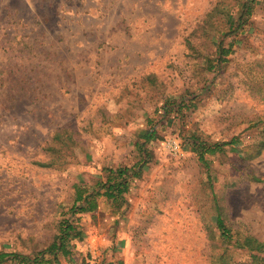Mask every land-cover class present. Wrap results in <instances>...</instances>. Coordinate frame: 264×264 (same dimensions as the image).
Listing matches in <instances>:
<instances>
[{"label":"rangeland","instance_id":"obj_1","mask_svg":"<svg viewBox=\"0 0 264 264\" xmlns=\"http://www.w3.org/2000/svg\"><path fill=\"white\" fill-rule=\"evenodd\" d=\"M250 1L0 0V250L37 253L78 188L145 158L122 202L74 215L61 264H253L217 226L264 240V0L236 21ZM194 135L239 143L204 163Z\"/></svg>","mask_w":264,"mask_h":264},{"label":"trees","instance_id":"obj_2","mask_svg":"<svg viewBox=\"0 0 264 264\" xmlns=\"http://www.w3.org/2000/svg\"><path fill=\"white\" fill-rule=\"evenodd\" d=\"M254 1L255 0H251L249 3L243 5L240 16L236 20L238 25H241L243 21H245L244 13H247V16H250L252 13ZM218 48L217 65L219 66L227 61L228 56L232 53V48L223 46L222 44H219ZM213 66L216 65L213 64ZM156 132V127L150 125L141 134L144 141H139V150L144 151L145 154L149 153L147 142L155 136ZM190 140L193 148L199 153L200 160L204 163H207L206 154L223 151L226 145L239 143V138L237 137H233L229 141L208 143L194 135L191 136ZM262 144H264V140L261 141L260 146L258 145L257 153L262 149ZM145 162L146 159L144 158L130 166L109 167V172L104 171V178L96 182L100 187L94 184L88 188H78L74 202L69 210L73 218L64 217L60 220L59 231L50 244L33 255L19 250H0V264L7 260L16 264H61V257H68L72 253V247L74 245L73 239H77L83 235L82 229L77 225L78 221H76L77 218L75 220L74 215L95 211L99 206L98 197L101 195L105 196L108 200L122 202L125 197L124 195L129 191L132 179L141 175ZM42 164L45 165L48 163L42 162ZM258 179L260 178L258 177ZM217 226L226 244L233 243L238 246V248L247 250L250 253L253 264H264V240L252 234L237 238L234 237L231 227L226 224L225 218L221 212H219L217 217ZM221 259L223 264L230 263V257L226 252L221 255Z\"/></svg>","mask_w":264,"mask_h":264},{"label":"built area","instance_id":"obj_3","mask_svg":"<svg viewBox=\"0 0 264 264\" xmlns=\"http://www.w3.org/2000/svg\"><path fill=\"white\" fill-rule=\"evenodd\" d=\"M167 145L175 153L181 150L180 143L175 139H168Z\"/></svg>","mask_w":264,"mask_h":264}]
</instances>
